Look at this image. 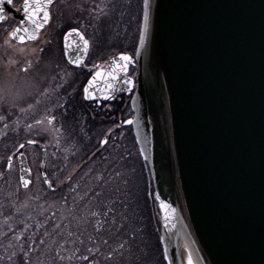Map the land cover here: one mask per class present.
I'll return each mask as SVG.
<instances>
[{"label": "water", "instance_id": "95a60500", "mask_svg": "<svg viewBox=\"0 0 264 264\" xmlns=\"http://www.w3.org/2000/svg\"><path fill=\"white\" fill-rule=\"evenodd\" d=\"M144 10L142 0L129 119L165 264H187L189 252L194 264H264V0H149L141 43ZM7 11L17 26L22 13ZM70 30L62 39L69 62L85 53L78 35L65 37ZM19 145L8 157L18 180H32ZM35 146L42 168L46 147ZM8 171L6 159L0 180ZM160 200L176 210L167 222Z\"/></svg>", "mask_w": 264, "mask_h": 264}, {"label": "trees", "instance_id": "16d2710c", "mask_svg": "<svg viewBox=\"0 0 264 264\" xmlns=\"http://www.w3.org/2000/svg\"><path fill=\"white\" fill-rule=\"evenodd\" d=\"M140 4L141 0L137 25ZM1 108L0 128L16 116L13 106ZM18 133L8 131L0 136V157L8 155V146L13 144ZM89 147H81L84 163L71 175V180L67 178L56 191L46 189L44 200H55L57 204L48 208L43 219L33 218L28 222L27 234L15 239L14 253H10L5 244L6 239H10L9 243L15 242L11 241V233L7 238H0L2 264H24L25 261L28 264H62L66 261L61 259L63 248L74 258L70 264H148L151 252L158 255L155 262L165 264L159 243L157 210L144 161L138 152L132 156L130 146L127 151L125 148L117 152L97 151L92 156ZM54 153L46 166L50 180L60 174L67 163V154L66 158L64 153L54 159ZM115 156L120 162H126L125 167L113 160ZM1 166L4 170L5 165L0 163ZM136 169L143 179L134 195L127 176ZM9 199L0 194V217L4 219L13 212L12 205L7 206ZM83 256L89 259L84 260Z\"/></svg>", "mask_w": 264, "mask_h": 264}, {"label": "rangeland", "instance_id": "374dc122", "mask_svg": "<svg viewBox=\"0 0 264 264\" xmlns=\"http://www.w3.org/2000/svg\"><path fill=\"white\" fill-rule=\"evenodd\" d=\"M77 5L80 7L78 8ZM81 9H83V11H81ZM90 12L91 16L96 19L90 18ZM53 14L54 19L53 25H51L52 28L50 31L43 33L39 40L34 43L17 45L11 42L5 34L10 29L12 23L0 25V110H2V106H13V111L16 112L14 119L6 124L7 127H5V125H3V127L1 126L0 136H4L8 131L20 132L16 134L13 144L8 146V155L19 143L25 142L27 139L42 141L43 138L45 139L46 137L49 142L47 144L49 147L47 165L48 161L51 163L53 158L51 152L55 151L56 153L54 154L57 156L60 152L59 155H61L64 150L65 158L67 154V163L60 174L52 178V180L55 181L53 184L54 188H57L61 186V181L65 182L69 176L83 165L84 159L80 153L82 146H57L56 138L58 136L53 128L48 127L46 121L47 113L44 111L45 108L49 109L52 103H48V100L45 99L34 100L37 99L34 94H42L38 91V88L41 89L43 88L42 85L48 83V81H53L54 76L60 74L59 70L64 67L57 59V55L52 52L48 55H43L44 51L40 52L39 49L43 47L47 49L45 51H53L60 45V25L79 24L77 23L79 17L83 20L91 21L82 22V27L85 31L87 30L86 32L92 39H95L96 44H98L99 40L102 38L105 42L112 40L113 37L115 39L118 36L117 32L122 30V27L126 25L129 44L132 45L137 30L136 20L139 14V0H120L119 7L115 9L112 8L109 0H67L65 2H59L57 6L54 7ZM6 41L7 43H5ZM45 41H48V43H45ZM21 48L24 49L23 52L20 51ZM29 61L32 66L30 70L25 73L22 69L29 67ZM37 101L40 103L38 104ZM39 119L42 123L39 125L35 124V121ZM28 125L32 126L31 129H29ZM109 126L110 125L104 126V128L98 129L95 133L90 134L93 143V146H90V152L92 151L91 156L97 151L110 152L117 147L115 146L116 142L111 141L112 138H110L111 140L108 138L109 143L106 146L99 145L101 139L109 133ZM45 129H47L46 132L44 131ZM128 143L130 146V153L135 157L133 149H131L133 146L128 140L124 142L123 146L128 145ZM127 149H129L128 146L125 147V151H127ZM21 151L25 154L32 173V183L30 187L27 189L20 188L18 166L15 159L12 161L13 166L11 170L6 173L4 180L0 182V194L6 198H10L7 206L12 205L13 207L12 215L9 218L4 219L0 217V238H7V235L11 233V237L13 238L11 241H15L9 243L10 239L5 240V244L8 248L7 250L10 251V253H14L16 250L15 239H17L20 234H27L28 222L33 218H37L38 220L41 218L43 219V215L46 214L48 208H54L57 204L55 200H44L47 190L42 180L37 178L42 170L40 168L39 149L36 146L25 144V147ZM8 155L0 157V163L3 164V166L6 163ZM117 159L116 156L113 158L120 167H122V164L125 167L126 162H120ZM46 166L43 168L44 171H46ZM1 171H3L2 166L0 167V172ZM137 172L138 170L136 169L134 173L130 172L127 176L130 180L129 182L132 184L131 191L133 190L134 195H136V189L140 188L143 179L141 174ZM23 248L26 249V246ZM61 252L63 253L62 259L66 260L62 261V264H70L74 258L68 255L65 248L61 249ZM148 256V264H156V262L157 264H161L158 261L155 262V258L158 255H153L151 252Z\"/></svg>", "mask_w": 264, "mask_h": 264}, {"label": "flooded vegetation", "instance_id": "af4514ba", "mask_svg": "<svg viewBox=\"0 0 264 264\" xmlns=\"http://www.w3.org/2000/svg\"><path fill=\"white\" fill-rule=\"evenodd\" d=\"M61 1L65 2L67 0H56L51 5L50 11L52 18L50 24L44 29V31H46H43L41 35L47 31H50L52 28L51 25H53L52 23L54 19L53 9ZM21 2L22 0H14V4L11 7L16 8L21 4ZM5 14L9 17V19L6 22L0 23V25H8L12 23L10 29L5 34V36H7L9 31L17 24V20L10 11L5 12ZM82 22L91 21H86L79 17L77 22L79 24L60 25V45L57 46L53 51H45L47 49H44L43 55H48L50 52H52L53 54L57 55V59L64 67L59 70L60 74L54 76L53 81H48V83L42 85L43 88L41 89L38 88V91L42 94H34V96L37 98L34 100L45 99L48 100V103H52V106L49 108L50 111L47 112L46 117H50L52 115L56 116V120H54L51 124L47 122V125L49 128H53L58 136L56 138L57 146H93L90 134L95 133L98 129L104 128V126L110 125L109 133L106 131V136L101 140L112 138V140H110L116 142L115 146H117L115 149H113L115 152L121 148L124 149L125 146H123V144L126 142V140H128L133 146L131 149H133L135 156L138 150L134 138L133 142H131V135L133 137L132 128L131 125L124 123V121L128 120L133 115L130 105V98L135 87H132V90L129 91V85H126L122 82L123 79H127L129 77L133 80L135 79L137 73V67L135 63L133 62L129 66L128 76L121 74V82H114V89L116 90L113 94L115 97L114 99L103 100L102 98L97 97L96 100H86L83 97V86L92 73L96 70L94 66H101L104 61L117 54L125 53L132 57L134 56L139 23L137 25L133 44L131 45L129 44L128 29L126 25L122 27V30L117 32L118 36L115 39L113 37L112 40L105 42L102 38L99 40V43L96 44L95 39H92L86 32L87 30L85 31L82 27ZM73 27H77L82 32H84L85 38L89 39L90 41L88 52L84 53L81 57L84 60V65L81 67L72 65L66 59L65 51L62 45L64 33ZM77 48L75 49L76 52ZM80 50L81 48H79L76 55L79 54ZM57 103L61 105L66 104V115H62L64 112L63 108L59 110L56 109L55 106ZM42 141L46 147V155L48 160L49 147L47 144L49 142L46 137L45 139L43 138ZM99 145L103 146L101 143H99ZM126 146H129V143ZM51 155H53V152H51ZM62 155H64V150ZM56 158H58V155L55 156L54 159ZM1 262L2 256L0 255V264Z\"/></svg>", "mask_w": 264, "mask_h": 264}, {"label": "snow or ice", "instance_id": "6c2138e0", "mask_svg": "<svg viewBox=\"0 0 264 264\" xmlns=\"http://www.w3.org/2000/svg\"><path fill=\"white\" fill-rule=\"evenodd\" d=\"M54 3V0H23L20 7H16L15 11L18 13H22V17L18 22V25L15 26L12 31L9 33V37L12 40L18 41L21 45L26 44L29 41H37L39 39V33L42 29H44L47 25L50 24L51 21V5ZM109 3L112 5V8L115 9L119 7L120 0H109ZM14 0H0V23L6 22L9 17L5 14V5L13 6ZM79 8L80 6L77 5ZM149 0H144V13H143V23H144V29L143 32L140 35V42L143 43L146 34L148 31V24H149ZM83 11V9H81ZM90 18L96 19L95 17L91 16L90 12ZM73 34L78 35L80 37V40L83 41V50L85 53L89 50L90 41L89 39L85 38L84 32H82L79 28L73 27L69 32L65 34V37L72 36ZM7 43V41L5 42ZM45 43H48V41H45ZM68 47H71V45H68ZM21 52L24 51L23 48L20 49ZM40 52L44 51V48L41 47L39 49ZM70 63L72 65H75L76 67H81L84 65V60L77 56L75 59L71 60ZM133 63V57L126 55V54H120L118 57L113 58L112 64L107 68L100 67L99 65L94 66L96 70L92 73L91 78L88 79L87 86L83 88V94L84 99L86 100H96L97 99V92L102 94L103 100H109L114 99V95L111 94L112 90L115 88V84L113 82H121L122 76L121 74H124V76H128L129 73V66ZM32 64L29 61V67H25L22 69L25 73H27ZM102 82V87L97 88V83ZM122 82L126 85L134 87V80L130 77L127 79H123ZM132 87H129L128 90L131 91ZM39 104L40 102L37 101ZM56 109L59 110L61 108L64 109V112L62 115L67 114V106L61 105L59 103L56 104ZM44 111L47 113L50 110L45 108ZM47 122L51 124L54 120H56V116L52 115L50 117H46ZM133 120L129 119L124 121L126 124H133ZM36 124H41V120H36ZM7 127V125H5ZM29 129H31V125H28ZM45 132L47 129L44 130ZM42 134V133H41ZM28 144L36 145L38 141L36 139H29L27 141ZM100 143L102 145H107L109 143L108 139L101 140ZM25 147L24 144H20L19 148L23 149ZM115 147V146H114ZM20 155H23L21 152ZM12 160L13 157L9 156L7 157V168L11 170L12 168ZM29 171V174L31 175V170ZM38 179H41L43 184L47 185L48 188L52 189L53 191H56L55 188H53V184L55 181L50 180L48 178V173H40L37 177ZM68 180H71V176L68 177ZM20 183L23 185L24 188H28L29 185L32 183L31 179H25L24 177L19 178ZM64 183V181H61V185ZM74 191V189H73ZM156 199H160L159 196L156 197ZM159 208L164 212V219L167 222L170 219L169 213L172 214L175 213V208L172 207V205L166 203L164 200H160ZM111 211V210H110ZM95 215V213L93 214ZM58 228L59 225H56ZM107 243V241H104ZM43 243V241H41ZM91 251V250H89ZM25 256H27V253H24ZM62 259V257H61ZM82 259L88 260V256H83ZM24 264H28L27 261L24 262ZM169 264H171V261H169ZM187 264H194L192 254L189 252L187 254Z\"/></svg>", "mask_w": 264, "mask_h": 264}]
</instances>
